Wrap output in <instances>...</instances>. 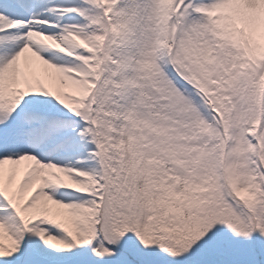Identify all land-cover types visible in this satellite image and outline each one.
Returning <instances> with one entry per match:
<instances>
[{"label":"snow or ice","instance_id":"1","mask_svg":"<svg viewBox=\"0 0 264 264\" xmlns=\"http://www.w3.org/2000/svg\"><path fill=\"white\" fill-rule=\"evenodd\" d=\"M0 264H264V0H0Z\"/></svg>","mask_w":264,"mask_h":264}]
</instances>
